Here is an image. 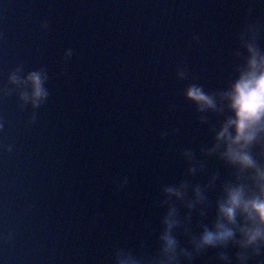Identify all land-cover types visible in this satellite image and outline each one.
Segmentation results:
<instances>
[{
    "label": "water",
    "instance_id": "water-1",
    "mask_svg": "<svg viewBox=\"0 0 264 264\" xmlns=\"http://www.w3.org/2000/svg\"><path fill=\"white\" fill-rule=\"evenodd\" d=\"M250 23L264 49L260 0H0V264H158L171 209L194 252L235 170L209 152L227 108L200 112L186 91L228 89ZM18 67L46 73L39 107L10 81Z\"/></svg>",
    "mask_w": 264,
    "mask_h": 264
},
{
    "label": "clouds",
    "instance_id": "clouds-1",
    "mask_svg": "<svg viewBox=\"0 0 264 264\" xmlns=\"http://www.w3.org/2000/svg\"><path fill=\"white\" fill-rule=\"evenodd\" d=\"M260 3L264 4V0ZM246 30L252 38L245 40L241 35L247 51L245 63L238 69L239 75L228 89L209 94L202 86L191 84L186 91L200 112L212 110L223 113L227 108L228 115L215 130V144L209 152L218 154L220 160L235 170L234 179L223 185V195L217 201L215 222L211 227L203 225V230L192 240L194 252L181 248L180 241L173 234V229L179 224L174 218L176 209L169 211L164 221L166 228L160 236L161 252L166 258L158 264H181V254L187 264H193L196 257L208 249H224L218 254L221 264H251L253 260L256 264H264V160L260 158L261 154L254 151L257 147L264 149V49L255 42L260 27L250 23ZM72 55V49L65 53L66 57ZM22 71L18 67L9 79L13 84L25 87L21 93L25 102L30 100L33 107H39L49 95L44 86L47 75L44 70H34L25 77L21 75ZM184 75L180 72L182 78ZM29 86L30 91L27 90ZM200 119L206 122L205 117ZM3 128L4 122L0 118V131ZM7 150L11 152L12 145ZM190 171L195 173L196 168ZM164 191L170 196H183V192L175 187H166ZM194 191L197 202L203 203L206 200L203 190L197 186ZM194 206L193 203L188 204L189 208ZM11 237L9 233L7 239ZM230 247L237 249L235 258L229 254ZM115 261L116 264H139L131 255L125 260L117 255Z\"/></svg>",
    "mask_w": 264,
    "mask_h": 264
}]
</instances>
